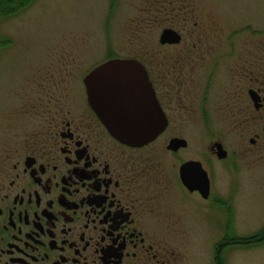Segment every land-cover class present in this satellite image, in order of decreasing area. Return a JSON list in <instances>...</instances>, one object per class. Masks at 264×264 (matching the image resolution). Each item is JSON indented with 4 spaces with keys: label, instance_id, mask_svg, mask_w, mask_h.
<instances>
[{
    "label": "flooded vegetation",
    "instance_id": "1",
    "mask_svg": "<svg viewBox=\"0 0 264 264\" xmlns=\"http://www.w3.org/2000/svg\"><path fill=\"white\" fill-rule=\"evenodd\" d=\"M166 29L181 42L164 45L160 36V45H181V31ZM192 34L190 54L109 55L81 76L48 68L35 102L3 120L0 264H185L202 223L217 224L220 240L262 234L264 225L238 234L246 200H236L235 182L239 161L264 162V40H223L210 56L216 41ZM113 60L142 64L114 84L146 76L128 87L149 84L167 120L144 146L113 137L90 104L86 77ZM190 110L195 129L186 134ZM216 110L225 131L200 134L199 120L213 125Z\"/></svg>",
    "mask_w": 264,
    "mask_h": 264
},
{
    "label": "rangeland",
    "instance_id": "2",
    "mask_svg": "<svg viewBox=\"0 0 264 264\" xmlns=\"http://www.w3.org/2000/svg\"><path fill=\"white\" fill-rule=\"evenodd\" d=\"M170 26L184 36L174 49L159 42L163 29ZM198 30L200 39L216 41L217 46L211 47L216 52L210 56L219 53L223 40H264V0H117L114 8L111 0H35L14 18L0 20V35L13 41L0 53V144L3 120L18 113L20 105L35 102L39 77L48 68L61 67L81 76L109 55L190 54L194 49L192 32ZM184 64V70L189 71L192 64ZM193 112H188L185 133L195 129ZM213 123L204 128L199 120L200 134L204 130L218 133L226 126L217 110ZM255 162L251 157L239 161L242 170L235 182L239 189L236 200H241V205L246 200L241 218L245 223L236 222L240 235L264 225V162L254 168ZM218 241L217 224L202 223L190 240L185 264H214ZM228 247L227 264H264L262 243L250 248Z\"/></svg>",
    "mask_w": 264,
    "mask_h": 264
},
{
    "label": "water",
    "instance_id": "3",
    "mask_svg": "<svg viewBox=\"0 0 264 264\" xmlns=\"http://www.w3.org/2000/svg\"><path fill=\"white\" fill-rule=\"evenodd\" d=\"M181 39L179 33L166 29L160 42L164 45L179 44ZM128 71H144V68L138 61L113 60L95 68L86 77V86L90 104L110 134L124 144L144 146L164 132L167 120L162 115L149 84L141 85L137 89L128 87L138 79L146 80V76H125L128 81L126 86H115L114 82L120 73ZM125 93L130 98L124 103L118 97ZM179 142L181 141H173L171 147L174 148ZM219 155L222 158L227 157L222 145H219Z\"/></svg>",
    "mask_w": 264,
    "mask_h": 264
},
{
    "label": "trees",
    "instance_id": "4",
    "mask_svg": "<svg viewBox=\"0 0 264 264\" xmlns=\"http://www.w3.org/2000/svg\"><path fill=\"white\" fill-rule=\"evenodd\" d=\"M34 1L35 0H0V20L14 18L15 16L19 15L23 10L28 8ZM115 1L117 0H111L112 8H114ZM12 44L13 41L10 38L0 35V53ZM263 234L264 231L262 232V234L253 237H232L220 240L215 245L214 264H227L225 249L227 246L232 247L237 244L243 248H250L257 247L261 245V243L264 245ZM226 242H230V244H227Z\"/></svg>",
    "mask_w": 264,
    "mask_h": 264
}]
</instances>
